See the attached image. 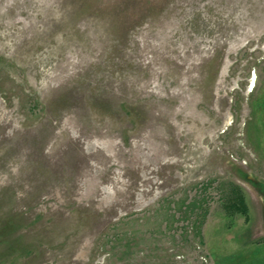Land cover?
Wrapping results in <instances>:
<instances>
[{"label": "rangeland", "instance_id": "obj_1", "mask_svg": "<svg viewBox=\"0 0 264 264\" xmlns=\"http://www.w3.org/2000/svg\"><path fill=\"white\" fill-rule=\"evenodd\" d=\"M0 264H264V0H0Z\"/></svg>", "mask_w": 264, "mask_h": 264}]
</instances>
